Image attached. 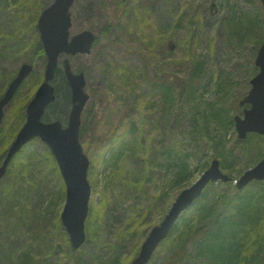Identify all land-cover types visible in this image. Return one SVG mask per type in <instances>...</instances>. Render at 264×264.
<instances>
[{"label": "rangeland", "instance_id": "1", "mask_svg": "<svg viewBox=\"0 0 264 264\" xmlns=\"http://www.w3.org/2000/svg\"><path fill=\"white\" fill-rule=\"evenodd\" d=\"M36 1L39 4L40 0L34 2ZM52 1L43 0V8ZM114 1L116 0H75L70 8L72 18L70 35L83 29H89L98 37V43L94 45L89 54L67 57L74 71L85 70V91L89 94V99L81 115V128L84 130H81L82 134L79 140L82 146L86 144V147L83 148L90 160L101 151L100 139L109 131L119 133L130 128L129 131L135 133L137 129H140L141 135L147 139L145 140L146 144H149L148 140L154 139L152 146L155 151H151L152 155H149L148 158L152 161L155 174L145 189L147 194L136 195L133 203L126 201L122 206L126 212L129 203L135 206L138 214L134 216V219L141 218L139 213L147 212L143 218V220L146 219L147 232L151 226L158 223L159 216L165 214L176 193L194 182L208 166L211 159L216 158L211 149L212 141L208 140L206 130L201 123L198 125L192 123L191 116L194 107L197 106L199 110H202L207 104H212L215 108H223L226 112L225 115L232 119L236 114L242 116L238 102L250 89V79L257 72L254 59L258 47L264 41V21L262 19L264 11L260 0H153L154 5L151 9L147 5L148 0H131L132 7L138 11L141 10L143 3H146L148 16L152 21L151 27L160 28L162 25L165 32L172 37L167 38L164 49L159 50V55H157L144 48L145 38L137 33V29L135 34L130 33L136 25L129 22L127 16H113L111 8ZM23 3L3 6L0 9V23L8 25V17L14 13H21ZM30 3L29 0H25L23 12L28 17H31L33 12L30 5L26 7ZM175 13H178V16L185 15L183 18L185 23L177 28H175L177 22L172 17ZM257 14L260 20H257ZM187 22L190 23V29L186 25ZM167 23H169L168 30L166 29ZM144 30V34L148 35L149 28ZM26 33L23 36L27 42L34 40V32ZM189 39L191 40L189 41ZM186 41H189L196 57L183 58L182 49ZM169 42L175 44L173 49L168 48ZM23 44H21L22 47ZM27 48H29L28 45L23 48L11 46L7 50L0 48V93L4 91L20 64L24 62L33 64L32 75L19 89L13 101L5 107L1 125L7 133L12 134L0 145V154L4 149H7L9 145L7 142H11L13 138L14 129L19 124V121H16L18 112L24 110L27 101L42 79L45 65L42 55L39 53L35 55ZM64 57L65 55H61L59 63ZM196 58L202 61L201 69L197 75L193 73V65L190 61ZM120 71L132 72L134 76L129 77L128 83L120 82ZM164 74L171 81H174L175 77L177 78L172 87L173 92L179 94L182 80L187 82V86L191 90V94L183 91L180 96H175L172 102H166L164 104L166 110H162L163 97L158 92L157 86L154 85L160 81V77L163 78ZM141 93L144 94L143 102L134 106L136 104L133 105L132 100ZM56 110L57 108H49L48 113ZM60 120L63 125H66L67 118L65 116ZM208 129L212 135L216 134V138L223 137L226 142L225 146L232 149L234 170L228 172L230 175L238 177L244 170L255 164V162H251L244 139L238 138L234 122L230 128L225 130L210 120ZM157 142L160 143L157 144ZM30 148L35 155L45 157L44 171L50 168L54 169L52 166L54 161L50 155L46 154V145L41 140L33 139L27 149ZM178 153L186 155L191 172L189 178L183 183L166 190L165 183L169 181V176H167V172L163 171L169 165L168 174L171 176V169L176 164L175 159L178 158ZM3 156L0 157V160ZM205 161L207 164L203 167ZM22 164V162H18L14 166L13 161L11 167L8 168L10 169L8 176L12 177L14 171L24 169ZM134 165L135 163L132 162L126 167L131 168ZM90 170L88 174L91 185L89 207L100 201L101 181L105 179L109 169H104L101 164L94 167L91 172ZM92 179L97 185L96 188H94ZM31 181H33L32 186L37 184L39 187L33 188V193L31 190V193L28 192L27 208L31 211L34 207L42 212L47 210L46 214L43 213L49 219L47 227L51 231L55 229L53 230L55 234L50 231L47 237L52 243L63 242L57 235V232L60 233L64 230V227H61L57 222L65 201V188L62 179L56 173L46 177L42 172L39 177L35 176ZM27 186L28 184L25 187L27 188ZM221 187L216 182L210 187V191L212 189L219 191ZM160 190H166L165 198L148 211L150 197L157 195ZM35 193L38 195L36 196ZM40 193L42 199L39 200ZM125 211L119 210L120 218L119 220L112 219L110 228L101 227L100 232L103 237H100L102 241L99 243L102 253L107 249V243L115 239L118 230H126L125 227L129 223L132 225L129 221V214L126 215ZM114 214L117 213L114 212ZM28 220L30 222V219ZM29 229L30 231L23 230V235L31 236L34 230L33 228ZM138 238L131 236V243L123 250V256L126 259L121 264H128L131 260L127 257L128 252L132 243L137 242ZM60 249H64L66 253L55 255L59 259V264H74L67 252L72 253L74 258L81 255V258L86 260L85 253L94 252L97 248L95 249L94 242L90 238L88 241L85 239L79 248H72L73 252H70L64 243H61ZM161 256L155 258V261H159ZM53 264L58 263L53 262Z\"/></svg>", "mask_w": 264, "mask_h": 264}, {"label": "trees", "instance_id": "2", "mask_svg": "<svg viewBox=\"0 0 264 264\" xmlns=\"http://www.w3.org/2000/svg\"><path fill=\"white\" fill-rule=\"evenodd\" d=\"M34 1L29 0L31 3L26 6L30 5L33 9L31 17H28L23 12L25 0H0V9L8 4L20 5L24 2L21 6V13H14L10 17L7 16L8 25L0 23V41H4L0 42V48L7 50L11 46L23 48L28 45L29 48L27 50L35 55L37 53L42 55L44 62L43 49L38 39L36 28V19L43 8V0H40L39 4ZM143 4L141 10L138 11L132 7L131 0H116L112 3V14L114 17L127 16V20L136 25L130 33L132 35L135 34L137 29V33L145 38L144 48L159 55V50L164 49L167 38L172 37L165 32L162 25H160V28L151 27L152 21L148 16L149 12H147L146 3ZM147 5L150 9L153 8V0H148ZM172 17L178 23H176L175 28L185 23L183 21L185 15L178 16V13H175ZM257 20H260L258 14ZM168 25L169 23L166 24L167 30L169 28ZM186 25L190 29V23L187 22ZM146 28H149L150 31L148 35L144 34V29ZM29 31L34 32L35 35L34 40L27 42L23 35ZM189 41H186L182 49L183 58L195 56ZM97 43L98 37H96L94 45ZM21 44H23V47ZM190 61L193 65V73L197 75L201 69L202 61L197 58ZM132 76H134L132 72L120 71L119 81L128 83ZM55 77H57L55 78L56 100L47 108H57V110L52 112L53 114L46 113L48 119H60L62 118V113L66 115L70 101L69 88L60 69H57ZM159 79L160 81L154 83V85L157 86L158 92L163 97L162 110H166L164 105L166 102H172L175 96H180L183 91L191 94V90L185 80L180 82L181 91L178 94L173 92L172 88L177 80L176 77L174 81H171L164 74L163 78L160 77ZM26 81L23 84H26ZM143 99L144 94H138L132 100L133 105H140ZM205 107L202 110H199L197 106L194 107V112L191 116L192 123L194 125L201 123L206 130L208 140L212 141L211 149L213 155L219 160L221 169L228 173L234 170L232 149H228L225 146L226 142L223 137L216 138V134L212 135L208 126L210 120H213L219 127L226 130L232 126L233 119L226 116V112L221 107L215 108L212 104H207ZM238 108L240 109V107ZM23 119L24 110H20L18 119H16L19 124L14 129L15 133ZM81 130L83 131L84 129L82 128ZM129 130L130 128L119 133L109 131L100 139L102 144L101 151L99 154L97 153L96 157L91 158L90 172L94 167L101 164H103L104 169H109L105 179L101 181L100 190L102 192L100 201L89 207L88 218L85 223L86 240L88 241L92 238L95 249H97L94 252L85 253L86 260H83L81 255L74 258L72 253L69 254L67 252L68 257L73 259L74 264H121L126 259L123 256V250L131 243V236L139 238L137 242L132 243L133 245L130 247L127 256L129 258H132L137 253L142 238L146 234V219L143 220V218L147 212L139 213L141 218L134 219V216L138 214V210L130 203L134 202L136 195L147 194L145 189L154 177L155 170L152 166V161L148 158L149 155H152L151 151H155L154 146H152L154 139L148 140L150 146L146 144L145 140L147 139L141 135L140 129H137L135 133ZM11 134L7 133L4 127L0 125V145ZM7 143L10 142L8 141ZM244 143L252 163L263 156L264 145L262 136L250 133L244 139ZM31 144L32 142H29L24 145L13 159L14 166L16 163L22 162L24 169L14 171L12 177L8 176L10 169H7L6 174L0 181V264H53V262L59 264V259L55 255L57 253L63 255L66 253L64 249H60L61 243H64L70 249L69 251L73 252L65 230L60 233L57 232L63 242L52 243L47 237L51 229L47 227L49 219L44 216L43 213L45 211H38L35 207L32 211L27 208L29 201L28 192L31 193L32 191L33 193V188L39 187L37 184L31 185L33 182L31 180L35 176L36 178L39 177L42 172H44L46 177L49 174L54 175V173L58 177L60 176L49 150L46 149V154L50 155L54 161L52 165L54 169L50 168L44 171L43 163L45 162V157L35 155L31 148L27 149ZM84 147H86V144H84ZM5 150L0 154V157L3 156ZM178 155V158L175 159L176 164H173L174 166L171 169V176L168 174L169 165L163 171L164 173L167 172V176H169V181L165 183L166 190L177 186L181 182L183 183L189 178L191 171L186 155L179 153ZM132 162L135 163L133 167H126L127 164ZM206 164L207 161L202 166L204 167ZM92 183L95 186L94 188H96L97 185L93 179ZM26 184H28L27 188L25 187ZM219 184L222 186L219 191L217 189L210 191V185L212 184H208L194 204L181 213L178 222L162 241L148 264H264V181H253L243 189H237L230 182H221ZM166 190H160L157 195L150 197V203L147 206L148 211L165 198ZM35 195L37 196L38 194L35 193ZM38 199H42L41 193ZM126 201H130L126 207L127 212L122 208ZM119 210L125 211L126 215L129 214V221L133 226L129 223L125 227L126 230H118L115 239L107 243V249L104 252L106 254H104L101 252L99 243L102 241L100 237H103L100 229L102 226L110 228L112 219L119 220ZM46 212L48 211L46 210ZM114 212L117 214H114ZM161 217L159 216V219ZM28 219H30V222H28ZM40 220L43 221L40 222ZM57 220L61 225L59 215ZM29 228H33V234L31 236L29 234L23 235L22 231L26 229L30 231ZM53 230L55 229H52V233H54ZM33 241L35 242L34 244ZM160 255L162 256L159 261H155V258Z\"/></svg>", "mask_w": 264, "mask_h": 264}, {"label": "water", "instance_id": "3", "mask_svg": "<svg viewBox=\"0 0 264 264\" xmlns=\"http://www.w3.org/2000/svg\"><path fill=\"white\" fill-rule=\"evenodd\" d=\"M264 10V0H260ZM74 0H54L38 17L37 28L46 55L43 81L26 106L25 121L10 143L0 165V179L14 154L30 139L39 137L51 151L65 184V202L60 214L61 222L67 231L73 248L85 240L84 223L88 213V201L91 186L88 181L89 159L79 141L81 113L89 98L85 92L83 72H73L65 58L62 67L71 91V107L66 126L60 120L44 121L42 116L46 107L55 100V69L60 54L75 55L89 53L94 41L90 30H82L70 36L71 14L69 8ZM264 20V14H263ZM169 48L174 44L169 43ZM257 73L250 79L251 87L239 101V105L248 104L243 116L235 115V129L238 137L244 139L249 132L263 136L264 140V41L260 44L255 60ZM32 65L23 63L16 76L8 84L0 98V122L4 116V107L12 99L22 81L30 74ZM231 181L238 189L253 180L264 181V156L252 167L246 169L237 178L222 172L219 161L212 159L210 165L188 187L182 189L171 203L170 208L156 225L152 226L141 242L138 253L129 264H146L159 243L168 235L182 210L198 197L209 181Z\"/></svg>", "mask_w": 264, "mask_h": 264}]
</instances>
